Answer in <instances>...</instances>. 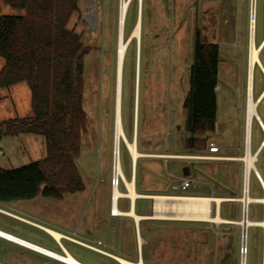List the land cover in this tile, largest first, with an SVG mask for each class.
<instances>
[{"label": "rangeland", "instance_id": "374dc122", "mask_svg": "<svg viewBox=\"0 0 264 264\" xmlns=\"http://www.w3.org/2000/svg\"><path fill=\"white\" fill-rule=\"evenodd\" d=\"M79 5L81 11L72 16L69 27L81 35L87 48L84 56L83 104L88 121L76 159L85 187L76 193H66L62 198L38 195L33 199L12 201L16 207L0 205L89 244L101 240L105 250L136 259L134 229L128 231L124 239L120 224L113 226L109 217L113 193L111 170L115 145L120 0H79ZM250 6L251 0H143L141 40L132 38L129 42L124 62L122 97L124 129L128 139L132 140L135 138V108L139 92L137 142L139 150L145 154L137 160L135 180L139 192L212 197L241 194V163L236 159H208L205 156L209 154L212 142L220 146L219 154L227 157H236L243 152ZM23 13V10L0 0V16ZM139 13L140 0H132L126 23L128 37ZM198 30L203 39L220 45L221 61L216 128L200 134L207 138L206 144L193 150L186 147L189 133L186 130L184 101L190 87V67ZM263 38L264 0H257V43ZM261 60L264 65V48ZM4 64L5 59L0 56V69ZM263 88L264 76L258 69L255 96ZM258 111L264 120V100ZM32 114L31 89L27 82L0 88V124ZM261 139L262 133L255 125L254 148ZM120 147L124 173L131 179L132 157L124 141H121ZM46 156V139L43 135L20 133L5 136L0 132V167L11 170ZM257 166L264 174V154ZM186 177L193 182L183 189L181 184ZM121 189L126 191L125 183H121ZM251 195H263L254 176L251 178ZM136 202L138 213L151 214V199L139 197ZM119 205L127 210L131 201L124 197ZM220 209L223 217L236 222L143 219L139 236L142 242L145 241L141 248L144 263L238 264L242 238V225L237 223L242 215L240 203L225 201ZM250 218H262L260 204L251 205ZM0 229L63 253L44 229L2 211ZM248 233V264H261L262 228L251 226ZM63 243L82 262L101 264L116 261L77 242L63 239ZM0 264L63 263L0 238Z\"/></svg>", "mask_w": 264, "mask_h": 264}, {"label": "trees", "instance_id": "16d2710c", "mask_svg": "<svg viewBox=\"0 0 264 264\" xmlns=\"http://www.w3.org/2000/svg\"><path fill=\"white\" fill-rule=\"evenodd\" d=\"M4 1L24 13L0 16V56L5 59L0 88L27 82L33 114L5 121L0 132L43 135L47 156L11 170L0 167V201L38 195L62 198L82 191L85 186L76 159L88 121L83 104L87 48L81 35L69 27L72 16L81 11L79 0ZM220 61V45L203 39L198 30L184 101L187 148L203 147L207 138L200 134L216 128Z\"/></svg>", "mask_w": 264, "mask_h": 264}, {"label": "bare ground", "instance_id": "6f19581e", "mask_svg": "<svg viewBox=\"0 0 264 264\" xmlns=\"http://www.w3.org/2000/svg\"><path fill=\"white\" fill-rule=\"evenodd\" d=\"M132 0H120L119 6V34H118V48H117V71H116V102H115V143L117 152H121V141H124L127 149L133 160V176L131 179H128L124 174V183L126 187V191H122L119 188H114V199L112 201V210L113 214H126L133 216V218L139 222L142 217H145L141 214H138L134 207L137 198L140 196H144L143 193L139 192L136 187V162L140 156L145 155L143 152L139 150L138 142H137V127H138V101H139V92L137 93V105L135 108V138L129 140L123 123V75H124V62L125 57L128 50L129 42L132 38H136L141 40L142 34V14L139 13L138 19L134 28L131 31V34L128 38L125 36V28H126V19L130 9V4ZM255 2H253V9H255ZM255 23V18L254 21ZM254 35V29L252 30ZM259 48L256 47L252 42L251 44V55H250V86H252L253 82V67L256 61H262L259 57ZM139 56V51H138ZM137 72L139 73V67L137 66ZM139 82V75L137 78ZM251 90V89H250ZM160 156H170L168 154H160ZM174 156V155H173ZM181 157V156H178ZM188 157V156H182ZM237 157V156H236ZM236 157H226L223 159H236ZM150 195V194H149ZM121 197H127L131 200V207L129 210L123 211L118 206V201ZM254 201H259L258 197H251ZM228 200V197L221 196H204V195H170V194H155L154 195V217L158 219H181V220H198V221H209L214 223H227V222H236L235 220L223 217L220 214V206L221 202ZM213 203L217 204V214H212V205ZM244 229L251 225L263 226L264 221L258 220H244ZM54 238L61 242V238L63 236H68V238L77 241L78 239L72 237L70 235L64 234L56 229L44 227ZM246 234V232H245ZM0 235H9V232L0 229ZM14 240L23 242L28 247L36 248V250L45 253L48 256L56 258L62 262L67 264H84L79 259L74 257L72 253L65 247L63 243H61L65 253H58L56 251L50 250L43 246H40L36 243L28 241L22 237L13 235ZM141 236H139V245L142 247ZM79 241V240H78ZM118 263L117 264H144L143 258L138 261L130 260L122 256L115 255Z\"/></svg>", "mask_w": 264, "mask_h": 264}, {"label": "built area", "instance_id": "2783aa9c", "mask_svg": "<svg viewBox=\"0 0 264 264\" xmlns=\"http://www.w3.org/2000/svg\"><path fill=\"white\" fill-rule=\"evenodd\" d=\"M253 2H255V9H253ZM255 18V23L253 22ZM254 29V35L252 33V30ZM256 31H257V0H251V6H250V27H249V35H248V61H247V91H246V101H245V111H244V127H243V138H244V143H243V152L241 155L236 157V160H238L241 165H242V186H241V194L238 196H228L227 201H233V202H239L240 207L242 210V215L239 223L242 225V238H241V244L239 247V262L238 264H248V256H249V227L254 226H248L246 229H244V220H249L250 218V212H251V205L254 203H258L262 206V218L258 221H264V174H262L259 169L257 164L260 161V157L262 154H264V120L261 118L259 114V107L264 100V88L261 91V93L258 96H255L254 93V86H255V78H256V72L259 69L261 73L264 76V65L263 63L261 64L260 61H256L254 63L253 67V82L252 86H250V55H251V44L252 42L255 44V46L260 49L259 50V57L261 59V52L264 48V38L260 43H257L256 40ZM262 61V60H261ZM251 89V90H250ZM257 125L258 128L260 129L262 133V139L259 143V145L254 148L253 146V130L254 126ZM209 154L205 156V158L208 159H223L226 158L227 156L219 154L220 151V146L217 145L215 142L210 143L209 145ZM124 170H123V164H122V154L121 152H117L116 149V143L114 145V152H113V162H112V170H111V185L113 188H119L121 189V183H124ZM255 177L262 189L263 195L259 198V201H254L251 199L253 197L251 195V178ZM193 180L191 178H184L182 180V188L187 189ZM122 190V189H121ZM123 191V190H122ZM124 198L121 197L120 200ZM144 198H149V197H144ZM114 199V195L112 193V201ZM151 199V198H149ZM119 200V201H120ZM130 200V199H129ZM152 200V211L151 214L144 215L145 217L149 218H155L154 217V195ZM118 201V206L119 205ZM131 201V200H130ZM223 201V202H225ZM221 202V204L223 203ZM4 213H7L8 215L17 217L22 220H26L24 218H21L15 214L8 213L4 210H0ZM113 210H111V213ZM217 204L213 203L212 205V214L215 215L217 214ZM113 214V213H112ZM221 214V213H220ZM116 215V214H113ZM27 222L34 224L42 229H44L41 225L31 222L29 220H26ZM261 227V226H260ZM262 232H263V239H262V262L261 264H264V227L262 226ZM45 230V229H44ZM48 232L47 230H45ZM246 232V234H245ZM49 233V232H48ZM50 234V233H49ZM14 234L9 232V235H0V237L14 242L16 244H19L21 246L27 247L29 249L35 250L37 252H40L36 250V248H31L28 247L26 244L23 242H19L14 240L13 237ZM51 235V234H50ZM62 238H68V236H63ZM59 242V241H58ZM60 247L63 250V253H65L61 243ZM89 248L92 250H95L97 252L103 253L105 255H110L109 251L105 250L102 246H104V243L101 240H98L96 244H86ZM117 261V260H116Z\"/></svg>", "mask_w": 264, "mask_h": 264}, {"label": "crops", "instance_id": "0c3cea01", "mask_svg": "<svg viewBox=\"0 0 264 264\" xmlns=\"http://www.w3.org/2000/svg\"><path fill=\"white\" fill-rule=\"evenodd\" d=\"M4 66V65H3ZM2 69V68H1ZM0 69V70H1ZM31 106H32V92H31ZM32 113H33V110H32ZM147 153L148 152H151V151H149V150H145ZM155 156H159V155H155ZM178 156H183V155H174V156H172V157H178ZM144 194V193H143ZM186 195H198V194H186ZM141 198V197H140ZM137 201V200H136ZM0 204H2V205H10L11 207H16L15 205H14V203L12 202V201H10V202H1L0 201ZM2 205H0V210H4V211H6V212H8V213H12V214H15V215H17V216H19V217H21V218H24V219H26V220H29V221H31V222H34V223H37V224H39V225H41L43 228L44 227H48V226H45V225H43V224H41V223H38L37 221H34V220H32V219H30V218H27V217H25V216H22V215H20V214H17L16 212H13V211H11V210H9V209H6L5 207H3ZM130 207H131V205H130ZM120 208V207H119ZM136 208H137V202H135V207H134V209H135V211L137 212V210H136ZM121 209V208H120ZM130 209V208H129ZM129 209H127V210H129ZM121 210H123V209H121ZM123 211H126L125 209L123 210ZM138 213V212H137ZM7 214V213H6ZM138 214H141V213H138ZM125 215V216H124ZM141 215H143L144 216V214H141ZM109 217H110V219H111V221H112V225L113 226H115V227H118L119 226V224H120V227H122V229H121V232H122V234H124V239H126V237H125V235L127 234V232L128 231H131V230H133L134 229V231H135V236H136V244H137V258L136 259H130V260H134V261H138L140 258H141V248L142 247H140V245H139V226H140V222L144 219V217H142L140 220H139V222H137L134 218H133V216H130V215H126V214H116V215H113L112 213H111V215H109ZM121 218H122V220H121ZM22 220V219H21ZM26 220H24V221H26ZM49 228H51V227H49ZM45 229V228H44ZM46 230V229H45ZM59 231V230H58ZM8 232V231H7ZM61 232V231H60ZM64 233V232H63ZM65 234V233H64ZM17 236V235H16ZM52 236V235H51ZM71 236V235H70ZM53 237V236H52ZM73 237V236H72ZM0 238H2V237H0ZM54 238V237H53ZM2 239H4V238H2ZM63 239H67V238H61V242L59 241L58 242V240L56 239V238H54V240L57 242V244L60 246V244L59 243H63ZM5 241H8V240H6V239H4ZM68 240H71V241H74V240H72V239H68ZM79 240V241H78ZM77 241H74V242H77V243H79V244H82V245H84V246H87L86 244L88 243V242H86V241H84V240H80V239H78ZM11 242V241H10ZM14 243V242H13ZM16 244V243H15ZM64 244V243H63ZM113 246H114V244H113ZM66 247V246H65ZM88 247V246H87ZM26 249H28V250H30V251H33V252H35V253H39V254H41V255H44V256H46V257H49V258H51V259H54V260H56V261H59V262H61V263H63V264H67V263H65V262H62V261H60V260H58V259H56V258H53V257H51V256H48V255H46L45 253H42V252H37V251H35V250H32V249H29V248H27L26 247ZM110 253V255H107L108 257H110V258H112V259H114V260H117V258H116V256L115 255H118V256H121V255H119V254H117V253H114V252H109ZM123 257V256H122ZM128 259V258H127ZM82 262V261H81ZM82 263H84V264H91V263H86V262H82ZM117 263H118V260H117ZM116 263V261H114V262H107V263H101V264H117ZM143 263H144V260H143ZM145 264V263H144Z\"/></svg>", "mask_w": 264, "mask_h": 264}, {"label": "water", "instance_id": "95a60500", "mask_svg": "<svg viewBox=\"0 0 264 264\" xmlns=\"http://www.w3.org/2000/svg\"><path fill=\"white\" fill-rule=\"evenodd\" d=\"M142 7H143V0H140V13L142 14ZM140 48H139V57H140ZM137 165V162H136ZM140 197H149L151 199H153V195H149V194H144V196H140ZM144 219H146V217H144ZM172 220H181V219H172ZM193 221H198V220H193Z\"/></svg>", "mask_w": 264, "mask_h": 264}]
</instances>
